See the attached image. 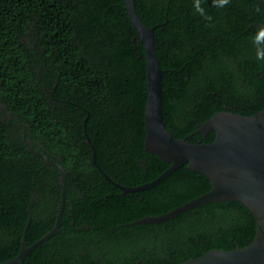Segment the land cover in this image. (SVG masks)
Returning a JSON list of instances; mask_svg holds the SVG:
<instances>
[{
    "label": "trees",
    "instance_id": "trees-1",
    "mask_svg": "<svg viewBox=\"0 0 264 264\" xmlns=\"http://www.w3.org/2000/svg\"><path fill=\"white\" fill-rule=\"evenodd\" d=\"M195 3L134 0L140 21L153 27L167 131L209 143L215 133L203 137L196 130L214 113L264 109V60L256 58L264 44L254 43L264 2L230 0L218 8L200 0L211 20ZM124 6L123 0H0V115L6 119L0 120V262L20 252L23 237L31 245L56 221L59 171L34 151L64 169L65 196L59 231L24 264H180L254 238L253 214L231 200L158 224H131L210 190V181L186 164L124 194L101 173L137 187L170 165L143 151L145 50ZM38 50L45 52L42 61L35 59ZM49 91L71 107L67 114L48 103Z\"/></svg>",
    "mask_w": 264,
    "mask_h": 264
},
{
    "label": "water",
    "instance_id": "water-1",
    "mask_svg": "<svg viewBox=\"0 0 264 264\" xmlns=\"http://www.w3.org/2000/svg\"><path fill=\"white\" fill-rule=\"evenodd\" d=\"M123 1L128 17L145 50L147 99L144 107L143 151L156 155L170 165L156 179L137 187L121 186L114 183L100 169L101 173L124 194L149 188L186 164L189 170L204 175L210 181L212 185L210 190L164 214L144 217L131 224H158L207 203L238 201L251 211L256 220L253 240L242 248L211 249L198 258H190L180 264H264V109L252 115H240L230 111L214 113L196 130L203 137L209 132H214V139L209 143H190L184 138L173 137L166 129L162 115L163 70L154 49L153 27H147L140 21L135 11L134 0ZM87 141L90 143V140ZM34 152L42 156L45 163L54 165L59 171L62 198L56 221L49 232L31 245H26L23 237L20 252L0 264H24L27 254L59 231L64 206L65 171L47 156ZM93 162L95 163L94 160Z\"/></svg>",
    "mask_w": 264,
    "mask_h": 264
},
{
    "label": "clouds",
    "instance_id": "clouds-1",
    "mask_svg": "<svg viewBox=\"0 0 264 264\" xmlns=\"http://www.w3.org/2000/svg\"><path fill=\"white\" fill-rule=\"evenodd\" d=\"M230 0H213V6L218 8L225 7ZM196 11L207 20H211V17L204 12V9L200 6V0H196L194 5ZM254 43L257 45L264 44V26L257 29V35L255 37ZM256 58L259 60H264V49L258 48Z\"/></svg>",
    "mask_w": 264,
    "mask_h": 264
},
{
    "label": "flooded vegetation",
    "instance_id": "flooded-vegetation-1",
    "mask_svg": "<svg viewBox=\"0 0 264 264\" xmlns=\"http://www.w3.org/2000/svg\"><path fill=\"white\" fill-rule=\"evenodd\" d=\"M26 39V38H25ZM44 54H45V52H44V50L43 51H37V55L35 56V59H37L38 61H42V60H44L45 59V57H44ZM37 68H38V66H37ZM37 71H38V69H37ZM40 76L42 77V74H40ZM53 87L54 88H56V85H53ZM43 88H45V87H43ZM49 97V98H48ZM70 97V96H69ZM69 97L67 98V102L68 103H74V102H70V100H69ZM47 101H48V103H50V104H52V105H54V107H59V105L61 106V108H60V110H62L63 112H65V114H67V111H69L70 110V108H67V107H65L64 105H65V103H61L62 101H61V98H57V97H54L53 96V93L52 92H48V95H47ZM61 103V104H60ZM77 106H76V108H77V110H80V104H76ZM1 110H3V108H1ZM71 111H74V109L72 108V110ZM6 118L8 119V121L11 119V117H10V115H6ZM0 120H2V121H5L6 119H5V117L3 118V117H1V115H0ZM30 135V134H29ZM20 136L21 137H24V132L23 131H21V133H20ZM27 142H30V143H32V141L29 139V140H26ZM58 164V163H57Z\"/></svg>",
    "mask_w": 264,
    "mask_h": 264
}]
</instances>
